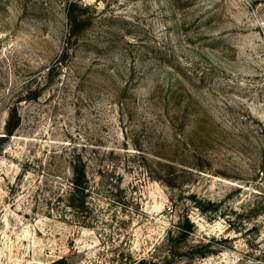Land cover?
<instances>
[{
  "label": "rangeland",
  "instance_id": "1",
  "mask_svg": "<svg viewBox=\"0 0 264 264\" xmlns=\"http://www.w3.org/2000/svg\"><path fill=\"white\" fill-rule=\"evenodd\" d=\"M167 256L264 264V0H0V264Z\"/></svg>",
  "mask_w": 264,
  "mask_h": 264
},
{
  "label": "trees",
  "instance_id": "2",
  "mask_svg": "<svg viewBox=\"0 0 264 264\" xmlns=\"http://www.w3.org/2000/svg\"><path fill=\"white\" fill-rule=\"evenodd\" d=\"M58 66H53L50 70L56 69ZM21 124V116L19 115L18 110L13 109L10 112L8 122H7V136H11L14 134V131ZM72 173L73 179L71 182V190L67 196L68 207L70 211H73L76 215L83 219L82 225L86 226V219L90 217L92 214V210L90 209L88 197H89V183L86 177L85 164L81 161L73 160L72 162ZM200 210L206 213L209 210L215 209V204L208 202L207 204H200L198 202ZM89 225V224H88ZM179 236L181 239H184L190 231L193 230V224L188 218H185L181 223L179 229ZM171 256H167L160 263L152 262V264H171ZM144 262H140L138 264H143Z\"/></svg>",
  "mask_w": 264,
  "mask_h": 264
}]
</instances>
